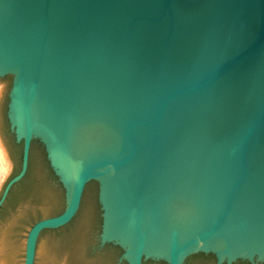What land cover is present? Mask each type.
I'll return each instance as SVG.
<instances>
[{
    "label": "water",
    "instance_id": "water-1",
    "mask_svg": "<svg viewBox=\"0 0 264 264\" xmlns=\"http://www.w3.org/2000/svg\"><path fill=\"white\" fill-rule=\"evenodd\" d=\"M26 175L33 140L70 223L98 183L117 264L264 261V0H0V78ZM117 251V250H116Z\"/></svg>",
    "mask_w": 264,
    "mask_h": 264
},
{
    "label": "rangeland",
    "instance_id": "rangeland-1",
    "mask_svg": "<svg viewBox=\"0 0 264 264\" xmlns=\"http://www.w3.org/2000/svg\"><path fill=\"white\" fill-rule=\"evenodd\" d=\"M12 76L0 78V193L18 168L21 142L16 143L6 115ZM64 209L63 187L54 178L43 146L32 144L27 176L14 186L0 214V264H23L27 232L39 218ZM98 183L89 182L78 213L72 222L43 231L38 239L34 264H117L113 247L99 248L97 236L101 225ZM206 256L194 253L182 264H209ZM123 264V263H120ZM147 264H161L151 263Z\"/></svg>",
    "mask_w": 264,
    "mask_h": 264
},
{
    "label": "trees",
    "instance_id": "trees-1",
    "mask_svg": "<svg viewBox=\"0 0 264 264\" xmlns=\"http://www.w3.org/2000/svg\"><path fill=\"white\" fill-rule=\"evenodd\" d=\"M36 140H33L32 142H35ZM21 150H22V146H21ZM31 150H32V147H31V149H30V157H29V165H30V158H31ZM20 166H21V151H20V154H19V157H18V168L16 169V171L14 172V174L13 175H15V174H17L18 172H19V170H20ZM28 170H29V167H28ZM28 170H27V173H28ZM27 173H26V175H25V177L27 176ZM12 175V176H13ZM24 177V178H25ZM23 178V179H24ZM22 179V180H23ZM21 180V181H22ZM18 184V183H17ZM14 188V187H13ZM12 191V190H11ZM10 194H11V192H10ZM10 194L8 195V197H7V200H6V202L8 201V198H9V196H10ZM6 202L4 203V205L1 207V209H0V214H1V212H2V210L4 209V206H5V204H6ZM63 210V209H62ZM62 210L60 211V212H62ZM60 212H58L57 214H59ZM54 215H56V214H54ZM54 215H52V216H54ZM75 218V217H74ZM73 218V219H74ZM40 219H42V218H39V219H37L36 221H38V220H40ZM35 221V222H36ZM34 222V223H35ZM72 222V221H71ZM70 222V223H71ZM33 223V224H34ZM70 223H68V224H70ZM32 224V225H33ZM67 224V225H68ZM31 225V226H32ZM66 226V225H65ZM61 228V227H60ZM49 230V229H48ZM45 231V230H44ZM99 231H100V227H99ZM107 247H113V248H115L116 250H117V256H116V261H117V259L119 258V256L121 255V253H122V251H121V249L118 247V246H113V245H111V244H107V245H105V248H107ZM200 255H203V253H200ZM208 256L211 258V263H213V262H215V257H214V255L213 254H208ZM105 262H107V258H104L103 259V261H102V263H99V264H106Z\"/></svg>",
    "mask_w": 264,
    "mask_h": 264
},
{
    "label": "flooded vegetation",
    "instance_id": "flooded-vegetation-1",
    "mask_svg": "<svg viewBox=\"0 0 264 264\" xmlns=\"http://www.w3.org/2000/svg\"><path fill=\"white\" fill-rule=\"evenodd\" d=\"M33 143H34V142H32V144H33ZM32 144H31V147H32ZM40 144H41V143H40ZM203 256H206L207 258L210 259L209 264H216V260H215V262L211 263V258L208 256V254H203ZM200 264H202V263H200ZM232 264H251V263L248 262V261H244V260H237V261H235V262L232 263ZM259 264H264V261H263V262H260Z\"/></svg>",
    "mask_w": 264,
    "mask_h": 264
},
{
    "label": "bare ground",
    "instance_id": "bare-ground-1",
    "mask_svg": "<svg viewBox=\"0 0 264 264\" xmlns=\"http://www.w3.org/2000/svg\"><path fill=\"white\" fill-rule=\"evenodd\" d=\"M0 160H1L2 164H5L4 163V156H3L2 152L0 153Z\"/></svg>",
    "mask_w": 264,
    "mask_h": 264
}]
</instances>
